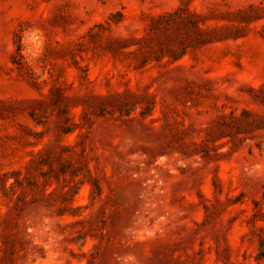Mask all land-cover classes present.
<instances>
[{"label":"rangeland","instance_id":"rangeland-1","mask_svg":"<svg viewBox=\"0 0 264 264\" xmlns=\"http://www.w3.org/2000/svg\"><path fill=\"white\" fill-rule=\"evenodd\" d=\"M0 264H264V0H0Z\"/></svg>","mask_w":264,"mask_h":264}]
</instances>
